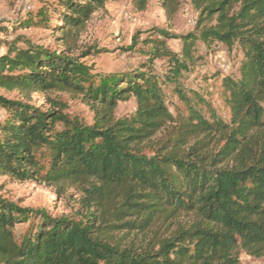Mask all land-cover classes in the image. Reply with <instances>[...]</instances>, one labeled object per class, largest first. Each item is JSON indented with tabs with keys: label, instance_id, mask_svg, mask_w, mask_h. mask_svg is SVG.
<instances>
[{
	"label": "trees",
	"instance_id": "16d2710c",
	"mask_svg": "<svg viewBox=\"0 0 264 264\" xmlns=\"http://www.w3.org/2000/svg\"><path fill=\"white\" fill-rule=\"evenodd\" d=\"M55 1L66 36L83 29L110 0ZM192 1L205 26L202 39L237 46L243 55L238 78L223 80L227 122L198 94L187 97L180 90L184 110L172 114L148 72L84 87L83 68L69 58L32 44L10 45L0 55V91L23 97L0 96V110L7 114L0 126V176L58 191L82 187L92 221L80 225L32 212L34 224L17 240L13 229L30 212L0 201V264H240L241 253L264 257V0ZM146 2L136 0L137 8ZM180 40L181 53L168 52L172 81L194 61L195 37ZM53 92L81 95L95 123L83 127L29 103L31 94ZM129 98L136 102L134 115L111 123L118 103ZM168 126L175 127L173 148L155 157L142 154L141 145ZM202 136L223 145L212 156L194 147L178 154ZM40 147L49 153L44 172L34 154ZM160 221L177 226L168 238L155 240ZM114 234L132 238L124 246L114 242Z\"/></svg>",
	"mask_w": 264,
	"mask_h": 264
},
{
	"label": "rangeland",
	"instance_id": "374dc122",
	"mask_svg": "<svg viewBox=\"0 0 264 264\" xmlns=\"http://www.w3.org/2000/svg\"><path fill=\"white\" fill-rule=\"evenodd\" d=\"M55 6V0H0V55L6 53L10 45L24 49L32 44L56 56L69 58L83 68L84 87L90 81L97 85L113 77L148 72L160 87L163 101L172 114L176 109L184 110L177 97L180 90L187 97L198 94L218 117L225 122L229 120L228 92L223 87V80L238 78L243 55L237 46L227 48L216 41L202 39L201 32L205 26L199 22L200 10L192 0H175L172 4L163 0H147L143 10L137 8L136 0H110L91 16L83 29L73 30L66 36L60 33ZM185 35L195 37L194 61L187 71L172 81L168 52L179 55L182 51L180 38ZM152 40L157 43H151ZM156 47L164 49L161 51ZM0 96L23 100L17 92L0 91ZM29 100L40 110H55L83 127H91L96 121L93 110L81 95L34 93ZM198 109L208 118L204 107L199 105ZM135 111V99L129 98L118 103L110 122L128 121ZM6 119L7 114L0 110V126ZM61 127L57 125V129ZM172 128L175 127L164 128L141 145V153L155 157L164 147L171 150L175 138ZM222 145L217 137L202 136L179 148L178 154L184 156L194 147L199 155L212 156ZM34 154L44 172L49 159L48 150L40 147ZM83 198L85 194L79 186L58 191L56 187L35 181L19 183L0 176V201L30 212L29 220L13 229L17 240L26 235L34 224L32 212H42L54 219L67 218L80 225L92 222ZM104 204L110 207V201ZM90 212L98 214L93 210ZM176 226L171 221H160L152 234H155V240L166 239ZM112 236L115 243L124 246L132 238V235L124 238V234ZM239 262L264 264V257L252 258L241 253Z\"/></svg>",
	"mask_w": 264,
	"mask_h": 264
}]
</instances>
